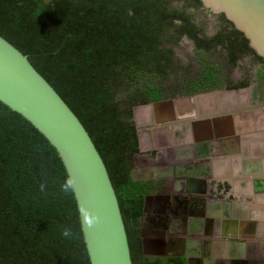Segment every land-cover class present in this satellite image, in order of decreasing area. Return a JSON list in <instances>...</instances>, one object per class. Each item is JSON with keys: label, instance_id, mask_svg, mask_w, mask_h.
Here are the masks:
<instances>
[{"label": "trees", "instance_id": "16d2710c", "mask_svg": "<svg viewBox=\"0 0 264 264\" xmlns=\"http://www.w3.org/2000/svg\"><path fill=\"white\" fill-rule=\"evenodd\" d=\"M204 11L200 0H0V36L27 56L99 152L132 264H185L143 254L140 218L148 189L130 174L138 150L133 108L167 97L168 79L179 70L173 48L186 36L197 50L202 75L190 80L189 92L216 84L211 56L217 52L232 65L250 55L264 68L222 13L215 34L207 35ZM257 75L264 78V71ZM66 180L46 138L0 102V264H90L73 192L61 189ZM65 228L70 237L62 235Z\"/></svg>", "mask_w": 264, "mask_h": 264}, {"label": "flooded vegetation", "instance_id": "af4514ba", "mask_svg": "<svg viewBox=\"0 0 264 264\" xmlns=\"http://www.w3.org/2000/svg\"><path fill=\"white\" fill-rule=\"evenodd\" d=\"M204 12L210 20L206 34L213 35L221 25L220 14ZM181 48H186L187 55L181 53ZM173 49L181 72L175 78L170 75L167 97L157 102L220 91L217 99L222 104L217 102L219 113L215 112L217 115L209 122L195 117L187 119L191 111L190 104L185 102L178 111L173 107L172 117L166 115L168 108L165 112L153 110L150 116L139 109L133 111L138 150L131 156L130 174L134 181L148 189L143 203L147 212L140 220L147 245L145 252L148 255L145 256L165 259L182 258L179 255H183L188 259L187 264H246V248L241 250L240 256L230 245V240L236 238L216 236L224 226L230 235L231 222L239 226L240 232L247 234L252 227V224L246 226L247 220L253 221L248 216L246 205L232 199L230 184L217 177L215 167L221 168L225 157H232L241 159L242 165L247 167V176L256 170L254 162L257 159L248 157L243 160V156L255 143L262 142L258 149L264 151V115L253 118V134L246 131L249 129L247 108L264 106V78L259 79L257 75V71H264V68L250 55H242L236 65H232L225 62L223 52H217L220 63H212L216 84L210 83L212 87L206 91L189 92L190 80L198 81L202 75L197 50L186 36ZM242 83L245 86H240ZM245 89L248 94L239 99L237 92ZM182 91L186 92L181 94ZM231 91H235L237 99L231 97ZM212 110L210 107L207 109L209 112ZM178 115L181 118L178 119ZM236 128L245 132L235 134ZM253 176L254 191L264 193L263 174ZM220 190H223L221 197H216ZM182 225L184 233L178 229ZM161 228L165 229L162 237L159 234ZM177 238L190 242L185 247L184 243L175 241Z\"/></svg>", "mask_w": 264, "mask_h": 264}, {"label": "water", "instance_id": "95a60500", "mask_svg": "<svg viewBox=\"0 0 264 264\" xmlns=\"http://www.w3.org/2000/svg\"><path fill=\"white\" fill-rule=\"evenodd\" d=\"M200 1L203 8L210 13H222L237 30L243 33L248 39L249 46L264 61V0ZM234 93L235 91L229 93L233 99L236 98V93ZM220 94V91H211L178 98L174 101L149 103L136 106L133 111L139 109L146 116H150L153 110L165 112V109L168 108L166 115L172 117L173 107L175 106L178 111L181 104L185 102L190 104L189 111H191L190 114H187L189 117L187 119L195 117L199 120L206 119L209 122L211 117L217 115L215 112L219 113L216 104L217 102L219 104L217 96L219 97ZM224 94L228 93L225 92ZM247 94V89L237 92L239 99ZM0 102L32 124L57 152L68 180L73 182L72 192L76 201L80 228L90 264H132L118 200L105 164L91 137L60 95L33 67L27 56L1 36ZM211 103L212 105H210ZM209 107L213 109L211 112L207 111ZM229 113L227 112V114ZM260 115H264L263 105L247 108V126L249 129L246 131L249 134L255 132L253 118ZM179 118L181 116L178 115ZM258 130L260 131V129ZM243 132H245L244 129L236 128L235 134H242ZM222 153L224 152L222 151ZM82 207L87 210V215L80 212ZM146 212L147 207L144 205L140 220ZM249 221L247 220L246 226L251 225V221ZM235 224L231 222V229ZM178 229H181L182 233L185 232L184 225ZM164 231L165 229L161 228L159 232L161 237ZM227 231L224 226L219 235L216 234V236L218 238L227 236L236 238L230 240L232 242L230 245L237 250L240 256H242L241 250L253 245L249 238L236 236L233 231L229 235ZM140 237L143 254L148 255L145 252L147 245L141 229V222ZM175 241L184 243L185 247L190 242L186 241L185 243L180 238ZM179 256H182L186 261L185 264H187V257Z\"/></svg>", "mask_w": 264, "mask_h": 264}, {"label": "crops", "instance_id": "0c3cea01", "mask_svg": "<svg viewBox=\"0 0 264 264\" xmlns=\"http://www.w3.org/2000/svg\"><path fill=\"white\" fill-rule=\"evenodd\" d=\"M261 143L253 144L251 149H248L247 153L243 156V160H246L248 157L257 159L254 162L256 163V170L251 172V176H247V167L242 165L241 159L225 157L224 165L221 168H219L220 166L215 167L217 168L215 170L217 177H221L220 179L223 182L227 181L230 184L232 199L246 205L248 216H251L250 219L253 221V223H250L252 224L251 230L247 231V234L240 232L237 224L230 229L236 236H245L253 243L250 248H246V264H264V193L257 194L251 182L254 174H263L264 176V151L258 149L261 148ZM255 178L262 179L260 177ZM222 193L223 190H220L216 197H221ZM228 196L230 195L228 194Z\"/></svg>", "mask_w": 264, "mask_h": 264}, {"label": "clouds", "instance_id": "9594fccd", "mask_svg": "<svg viewBox=\"0 0 264 264\" xmlns=\"http://www.w3.org/2000/svg\"><path fill=\"white\" fill-rule=\"evenodd\" d=\"M43 185H41V189H43ZM72 187H73V182L69 179V180H66L62 185H61V189H62V191H64V192H70L71 190H72ZM80 212L82 213V214H85V215H87V210L85 209V208H81L80 209ZM62 235L64 236V237H70L71 235H72V232H71V230L69 229V228H65L64 230H63V232H62Z\"/></svg>", "mask_w": 264, "mask_h": 264}, {"label": "rangeland", "instance_id": "374dc122", "mask_svg": "<svg viewBox=\"0 0 264 264\" xmlns=\"http://www.w3.org/2000/svg\"><path fill=\"white\" fill-rule=\"evenodd\" d=\"M203 19H205V23H206V24H208V23L210 22V20H209L207 17H206V18L203 17ZM187 44H188V42H187ZM187 44H185V45L188 46ZM185 50H186V48H181V53L183 52L184 54L187 55V53H186ZM211 57H212V60H213L212 62H213V63H220V60L218 59L219 54L216 53L215 55H213V56H211ZM213 57H214V58H213ZM195 60H198V58H196ZM198 62H199V61H198ZM178 72L180 73L181 71H180V70H177V73H178Z\"/></svg>", "mask_w": 264, "mask_h": 264}]
</instances>
